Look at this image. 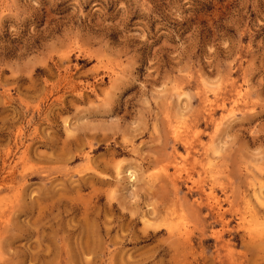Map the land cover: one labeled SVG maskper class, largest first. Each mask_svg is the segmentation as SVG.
Instances as JSON below:
<instances>
[{
  "label": "rangeland",
  "instance_id": "1",
  "mask_svg": "<svg viewBox=\"0 0 264 264\" xmlns=\"http://www.w3.org/2000/svg\"><path fill=\"white\" fill-rule=\"evenodd\" d=\"M0 264H264V0H0Z\"/></svg>",
  "mask_w": 264,
  "mask_h": 264
},
{
  "label": "bare ground",
  "instance_id": "2",
  "mask_svg": "<svg viewBox=\"0 0 264 264\" xmlns=\"http://www.w3.org/2000/svg\"><path fill=\"white\" fill-rule=\"evenodd\" d=\"M241 91V90H240ZM242 93V92H241ZM239 94V93H238ZM239 96V95H238ZM240 97V96H239ZM241 98V97H240ZM224 107V106H223ZM231 111V110H230ZM230 113V112H229ZM226 120V119H225ZM176 131H177V129H176ZM178 132V131H177ZM174 133H175V131H174ZM176 134V133H175ZM177 135V134H176Z\"/></svg>",
  "mask_w": 264,
  "mask_h": 264
}]
</instances>
